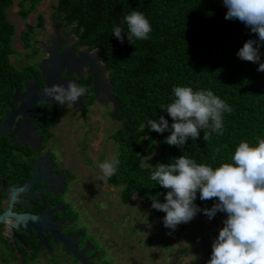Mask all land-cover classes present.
<instances>
[{"label":"trees","instance_id":"1","mask_svg":"<svg viewBox=\"0 0 264 264\" xmlns=\"http://www.w3.org/2000/svg\"><path fill=\"white\" fill-rule=\"evenodd\" d=\"M40 1L19 3L20 18L25 20L36 12ZM12 4V0H0L1 114L13 106L11 96L22 81L32 75L39 76L36 64L17 69L9 61L15 53L12 48L15 29L7 20L6 9ZM133 9L144 13L152 31L146 40H134L132 45L126 40L120 43L111 36V30ZM225 12L221 0H56L52 6L51 18L67 35L75 37L76 46L99 51L98 59L105 65L113 86L119 128L110 139L116 146L115 156L120 165L106 183L120 188L121 204L131 205L137 196L147 203L150 216L161 219L164 213L152 209L148 197L160 193L157 199L163 202L166 190L149 180L153 170L149 166L168 163L184 154L215 168L231 162L234 147L241 140L255 144L257 137L264 138V71L258 72L257 64L235 55L245 41L257 37L240 21L225 20ZM35 21L36 27L42 29L41 14H37ZM25 26L20 40L30 47L36 28ZM259 53L264 62V44L260 45ZM173 85L210 89L224 99L232 111L223 114V134L211 135L205 141L201 132V138L186 141L181 150L163 142L168 132L147 129V119L160 115L171 123L160 106L170 102ZM54 116L47 123L48 128ZM12 148L6 138H0V166L3 158L12 155ZM214 199L197 198L195 203L201 209L210 208ZM197 217L208 218L197 212L191 221L179 224L176 230L184 232L194 226ZM224 218L225 214L218 211L211 220Z\"/></svg>","mask_w":264,"mask_h":264},{"label":"clouds","instance_id":"2","mask_svg":"<svg viewBox=\"0 0 264 264\" xmlns=\"http://www.w3.org/2000/svg\"><path fill=\"white\" fill-rule=\"evenodd\" d=\"M221 3L226 8L225 20L240 21L257 37L245 41L235 55L257 64L258 72L264 71L259 53L260 45L264 44V0H221ZM151 31L144 13L133 9L113 26L111 36L132 45L134 40L148 39ZM74 81L69 80L66 86L44 87L43 94L59 106H73L78 98L88 94L86 86ZM169 101L160 109L171 123L160 115L147 119L146 128L156 133L168 132L163 142L181 150L186 141L201 138V132L205 141L211 135H222L223 114L232 111L212 90H193L185 85H173ZM141 127L145 129L144 124ZM230 161L213 168L182 154L168 163L148 165L153 169L149 180L166 190L163 202L157 199L160 193L148 197L150 207L164 213L162 226L173 231L179 224L191 221L197 212L208 219L222 212L226 218L211 243L205 264H264V138L257 137L255 144L241 140L234 147ZM119 165L117 156L97 160L98 180L113 176ZM197 198L215 199L210 208L201 209L195 203Z\"/></svg>","mask_w":264,"mask_h":264},{"label":"flooded vegetation","instance_id":"3","mask_svg":"<svg viewBox=\"0 0 264 264\" xmlns=\"http://www.w3.org/2000/svg\"><path fill=\"white\" fill-rule=\"evenodd\" d=\"M23 1L12 0V6L14 4L18 6ZM10 8L6 9V17ZM28 17L25 20L20 18L24 26L21 32L26 29L25 25L29 24ZM36 17L32 25L36 28L35 35L30 47H25L20 40V34L18 36L21 47L29 52L24 54L25 63L20 69L29 64H36L38 69V65L43 63L44 72H48L54 63L53 67L59 70L61 81L75 80L74 82L87 87L88 94L78 98L73 106L69 104L59 106L49 98L47 102H37L36 107L32 109H21L10 133L0 137L6 138L13 147L12 155L3 158L4 163L0 166V215L6 211L33 216L50 212L51 215L45 226L47 228L50 226L49 228L54 229L59 236L78 235L75 246L78 250L84 249L83 256L86 263L97 264L93 257H90L95 249L89 250L90 243L87 242L84 232L74 225L75 213L64 202L63 195L68 189V184L74 180V175L63 166L65 164L63 154L58 158L54 153L56 149L60 150L63 144L54 131L59 118L66 116L68 119L74 117L86 119L87 116L94 114L96 109L109 113V117H115L117 122L119 117L117 109L113 114L111 103L102 104L96 101L93 78L90 74L91 66L87 63L89 61L73 60L80 54L92 53L93 50L88 51L85 47L76 46L75 37L67 35L66 30L51 18V14V33H45V21L42 29L36 27ZM38 36L42 39L39 40ZM13 41L14 39H12V48ZM15 54L16 51L11 57L15 58ZM95 57L98 58V54ZM45 77L39 72V76L32 75L24 79L12 94L13 106L7 111L18 106L23 100L19 95H23L26 90L32 92L35 89L34 84L39 89L46 87ZM7 111L0 113V122ZM53 116V124L48 128L47 123ZM24 118L27 119L25 125H23ZM31 179H33L32 184ZM0 248L5 255L0 254V260L5 263L14 261L17 264H33L42 260L45 264H80L74 256L64 251L61 242L53 240V235L49 231H42L41 238H37L32 227L28 226L26 230L25 224L15 222L12 218H5L0 222Z\"/></svg>","mask_w":264,"mask_h":264},{"label":"rangeland","instance_id":"4","mask_svg":"<svg viewBox=\"0 0 264 264\" xmlns=\"http://www.w3.org/2000/svg\"><path fill=\"white\" fill-rule=\"evenodd\" d=\"M55 3L56 0H41L27 23L33 25L36 15L41 14L45 33H51L50 14ZM7 19L15 28L16 54L9 60L20 69L25 63L24 54L29 52L21 47L18 39L24 26L16 4L7 11ZM84 119L59 118L54 132L63 144L54 153L58 158L63 154V166L74 175L63 195L64 202L75 213L74 225L84 232L90 243L89 250L95 249L90 257L97 264H205L222 221L197 217L195 225L184 232L173 231L163 227L160 218L150 216L147 203L139 197L134 196L131 205L121 204L120 188L108 186L106 179L98 180L96 168L97 160L116 155L110 135L119 128V122L100 109ZM3 252L0 248V254L5 256ZM0 264L17 262L0 260ZM33 264L45 263L38 260Z\"/></svg>","mask_w":264,"mask_h":264},{"label":"water","instance_id":"5","mask_svg":"<svg viewBox=\"0 0 264 264\" xmlns=\"http://www.w3.org/2000/svg\"><path fill=\"white\" fill-rule=\"evenodd\" d=\"M98 50H93L92 53H83L80 54L79 57L73 58L75 61H84L87 59V63L91 66L90 74L93 78V91H94V97L96 101L106 104L111 103L113 107V114H115L116 109L118 107V101L113 95V86L109 82L107 76V70L104 64H102L98 58L95 57L96 54H98ZM54 63H52V67L48 72H44L45 65L39 64L38 70L42 75H45V84L46 87H51L53 84H67L66 81H61L59 77V70L53 67ZM35 89H33L32 92H26L23 95H19L23 97L22 101L19 102L18 106L15 108L9 109L7 113L4 115L2 121L0 122V137H3L10 133L12 130V127L14 125V120L18 113L21 112V109H32L36 107L37 102H47V99L49 97H46L43 94L42 89L37 88V86L34 84ZM51 102H53L51 100ZM26 120L24 118L23 125L26 124ZM32 180H30V183L32 184ZM51 213L48 212L44 215L40 216H33V215H25V214H14L10 213L9 211H6L0 215V222L5 218H12L15 222L25 224L26 230H28V226L32 227L36 234L37 238H41V232L49 231L53 235L54 241H59L63 244L64 251L71 254L75 257L77 261L80 262V264H87L86 259L83 256L84 249L78 250L75 246V241L78 238V235H75L73 237L67 236V235H58L56 234L54 229L47 228L45 225L47 221L49 220Z\"/></svg>","mask_w":264,"mask_h":264}]
</instances>
